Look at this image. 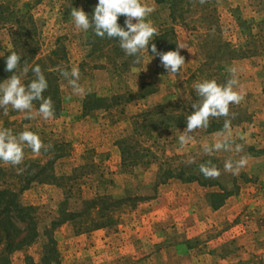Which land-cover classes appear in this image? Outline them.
Wrapping results in <instances>:
<instances>
[{"label":"rangeland","instance_id":"1","mask_svg":"<svg viewBox=\"0 0 264 264\" xmlns=\"http://www.w3.org/2000/svg\"><path fill=\"white\" fill-rule=\"evenodd\" d=\"M83 2L0 0V70L2 57L16 51V40L28 42V48L16 51L20 59L31 58L35 49L36 62L52 56L61 73L59 115L45 119L34 104L23 111L0 107V130L13 135L31 131L42 143L38 152L24 146L20 164L2 162L16 172L31 162V185L20 202L34 208L39 234L13 254L12 264H27V257L39 263L43 246L51 241L58 252L52 264H264V44L259 37L264 35V0H206L210 18L194 4L184 21L173 20L166 5L140 0L153 9L144 19L155 33L139 61L126 55L119 41L102 38L104 48L93 50L90 30L77 28L71 17L73 8L84 10ZM165 34L168 42L185 47L179 49L185 62L177 73H168L159 57L151 56L152 41ZM208 35L249 47L248 57L227 62L224 69L229 79L230 70H236L233 91L242 97L221 116L222 122H229L227 128L215 133L204 127L156 131L151 140L142 139L145 146H153L156 160L145 167L123 166L116 142L131 134L134 117L159 103L182 102L183 91L192 88V75L193 85L214 73L198 74ZM73 68L79 72L78 92L70 83ZM23 72L22 67L12 71L27 91ZM8 79L0 77V83ZM181 135L186 138L183 144ZM216 143L222 147L214 148ZM241 159L244 164L237 168ZM226 162L233 168L226 170ZM161 164L192 165L199 181L173 179L157 187ZM201 165L214 167L218 175L206 178ZM44 167L66 177L64 186L34 179ZM221 188L223 195L231 196L224 207L213 210L210 194ZM97 196L109 197L99 206L114 208L110 215L115 224L88 232H77L73 221L53 225L61 209L81 212L84 202Z\"/></svg>","mask_w":264,"mask_h":264},{"label":"trees","instance_id":"2","mask_svg":"<svg viewBox=\"0 0 264 264\" xmlns=\"http://www.w3.org/2000/svg\"><path fill=\"white\" fill-rule=\"evenodd\" d=\"M158 5H166L170 11V17L173 20L185 19L186 14L192 12V7L199 6L204 10L205 18H210L207 14H211V10L208 9V2L206 0H154ZM84 11L90 16L93 13L94 7L97 0H84ZM205 5V6H204ZM184 21V20H183ZM118 22L123 27L124 18L123 15L118 16ZM242 25V24H241ZM211 26L207 27V31H213ZM89 36L91 37V45L94 48L103 49L104 44L107 42H101L102 38L109 42H118L116 38L100 37L92 33V28L90 27ZM262 38V44H264V35H260ZM209 40L205 43L204 54L205 61L202 65L203 67L198 69V74L204 75L206 70H212L214 73L206 74L207 78L204 80H214L217 84H226L230 75L224 72L226 68V63L237 58L248 57L249 50L248 46L244 45L238 48L229 42H224L221 39H213L211 35H208ZM167 35H160L154 38L152 43L160 49V51H171L177 50V46L174 43L167 41ZM35 40L34 35L31 38V42ZM24 43V44H23ZM28 42H14V49L18 51L20 48H28ZM249 45V44H248ZM14 51V52H16ZM58 52V50H56ZM53 52V56L58 53ZM11 53V52H10ZM10 53H6L2 57L3 70H0V77L10 78L13 73L12 71H5V57ZM17 53V52H16ZM37 52L31 51V58H22L18 62L17 68L22 69L27 68L25 73L26 85H28L32 80L36 79L35 73L32 71L33 67L39 65L42 74L47 81V88L43 91L42 96L45 98H50L51 106L53 110V115H59L62 111L61 106V93L59 88V78L60 72L57 71L58 64L49 56L45 59L35 61ZM51 54V55H52ZM216 64V65H215ZM20 78V76H18ZM195 75L191 76L188 84L189 92L183 91V101L182 102H163L157 104L151 110L142 112L138 116L134 117L132 123V132L129 136L124 137L116 142L121 153V160L123 166H130V168H135L137 166H147L151 162L156 160V155L153 152V146H145L142 139L148 138L152 139V135L156 131H168L169 129H184L186 128V117L191 115L196 108L194 105H198L202 99L196 94L193 88L192 81ZM187 88V90L189 89ZM99 101V100H98ZM42 99L33 100L32 104L38 109ZM112 105H107L106 108H110ZM229 108V106H228ZM221 116H210L208 120V125L205 128L207 133L220 132L225 128V121L222 122ZM229 123V122H228ZM155 145V142L154 144ZM27 169L25 167L19 168L20 172L13 171V169L6 168L2 165L0 161V264H12V256L18 251H22L26 247L30 246L38 238V229L35 216L33 214V207L23 206L20 202L21 194L26 191L31 185V162ZM51 168V162L49 163ZM20 166V165H19ZM18 166V167H19ZM192 165H181L178 167H173V164H167V167L160 165L158 177H157V187L166 184L170 180L178 179L184 180L186 182L199 181L198 177L192 171ZM34 179H40L42 183H50L59 186H64L63 181H66V177H57L54 171L44 167L40 171L34 174ZM13 180L18 181V184H13ZM33 180V179H32ZM206 186V184H201ZM210 185V184H207ZM213 186V185H212ZM225 193L224 188H221V192H214L210 194L212 206L214 209L221 207L225 201L231 196L227 194L226 196L222 194ZM220 198L219 204H216V200ZM107 196H97L94 199L87 200L84 202V207L81 212L68 213L61 209L60 220L57 223H53L54 226H58L66 221H73L75 227H77V232H88L92 230H97L113 225L112 219V209L110 206L105 207L99 206L102 200H107ZM62 208V207H61ZM80 217L83 219L80 220ZM108 217V218H107ZM79 218V222L76 220ZM58 257V252L56 244L54 241L48 242L43 246V254L39 263H35L30 257L26 258L27 264H52L56 261Z\"/></svg>","mask_w":264,"mask_h":264},{"label":"clouds","instance_id":"3","mask_svg":"<svg viewBox=\"0 0 264 264\" xmlns=\"http://www.w3.org/2000/svg\"><path fill=\"white\" fill-rule=\"evenodd\" d=\"M153 9L143 5L140 0H97L93 13L90 16L81 8H73L71 11L72 21L75 26L82 30H88L90 27L97 36L116 38L119 46L124 50L126 55L135 56L137 61L142 59L143 50L149 51L150 40L155 33V29L145 21ZM124 15V26L122 27L117 21L118 16ZM134 18L136 22H133ZM185 48L182 44H177V50L157 52L156 45L151 43V56H158L161 66L168 73H177L185 62V59L179 53V49ZM20 57L16 52H11L5 57V71H12L17 68ZM27 71V68H24ZM32 71L36 79L32 80L25 90L24 84L20 78L13 74L5 83H0V107L11 105L12 109L21 110L31 109L33 100L42 99L38 112L43 118L48 119L53 116L50 98L42 96L43 91L47 88V81L41 72L39 65L33 67ZM233 73L231 79L224 85H219L214 80H204L195 82L193 88L199 97H202L198 105L193 107L196 110L186 117V131H191L198 127H207L210 116H227L228 106L230 103H239L241 96L233 91V85L236 84L235 69L230 70ZM67 73H62L66 75ZM71 76L75 79L70 83L74 91H80L76 81L79 77L77 69L71 70ZM8 109L4 108L6 114ZM228 122L225 121L227 128ZM179 142H185V136L178 137ZM24 146L30 147L33 152H38L42 143L35 133L31 131H22L13 135L10 130H0V161L17 165L22 162ZM214 148H221V143L213 145ZM239 150V146H237ZM244 160L237 162V168L243 166ZM225 169H232V162H226ZM200 171L207 177L218 175L217 170L212 167L200 166Z\"/></svg>","mask_w":264,"mask_h":264},{"label":"crops","instance_id":"4","mask_svg":"<svg viewBox=\"0 0 264 264\" xmlns=\"http://www.w3.org/2000/svg\"><path fill=\"white\" fill-rule=\"evenodd\" d=\"M229 198H230V197H229ZM229 198H228V199H229ZM228 199L225 201V203H224L221 207L218 208V210L225 206V204H226V202L228 201ZM211 204H212V203H211ZM212 207H213V206H212ZM213 210H216V209L213 208Z\"/></svg>","mask_w":264,"mask_h":264}]
</instances>
